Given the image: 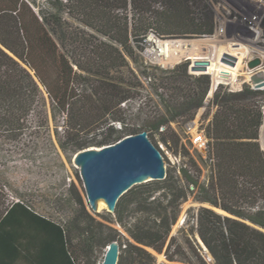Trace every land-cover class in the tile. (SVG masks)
<instances>
[{
  "label": "trees",
  "instance_id": "1",
  "mask_svg": "<svg viewBox=\"0 0 264 264\" xmlns=\"http://www.w3.org/2000/svg\"><path fill=\"white\" fill-rule=\"evenodd\" d=\"M50 2L56 11H37L30 0H0L3 131L23 128L45 94L60 115H66L58 139L64 149L76 152L145 132L160 152L158 133L166 146L181 147L187 160L168 167L163 179L134 184L112 212L95 213L104 220L88 211L74 184L68 200L76 207L65 223L34 212L24 202H12L0 211V264H14L18 250L24 251L20 236L32 237L33 244L48 238L55 244L57 264H93L96 252L106 250L112 241L119 245L117 264H264V150L258 141L264 93L248 87L215 91L217 109L205 127L207 152L213 158L205 181L200 179L201 165L180 143L170 122L193 119L209 104L210 57H191L168 70L145 66L142 73L150 79L156 98L145 96L135 110L127 105L144 86L127 58L140 55L133 42L149 28L166 37L213 34L215 21L208 4L204 0ZM128 10L130 15L123 13ZM190 194L208 204L196 209L191 232H197L210 260L197 242L185 238L187 251L170 235L180 205ZM154 252L171 262H157Z\"/></svg>",
  "mask_w": 264,
  "mask_h": 264
},
{
  "label": "rangeland",
  "instance_id": "2",
  "mask_svg": "<svg viewBox=\"0 0 264 264\" xmlns=\"http://www.w3.org/2000/svg\"><path fill=\"white\" fill-rule=\"evenodd\" d=\"M30 1L37 11L41 9L56 11L50 0ZM204 2L208 4L214 17V33L205 36L172 38L184 39L188 42L207 39L212 42L211 45H206V48L208 46L206 53L193 52L188 56V58L210 57L211 59L212 83L208 98L209 104L201 107L193 119H179L170 122L171 127L179 136L180 143L201 165L200 179L202 181H205L209 175L210 162L205 159L203 152L195 149L191 138L195 129H203L205 132V127L212 119L217 109V105L213 102L215 91L220 88L221 93L236 92L248 87L264 93V87L257 88L253 81L247 79V75L252 71L247 67L249 59L259 56L261 58L259 70H264V0H204ZM123 13L130 15L129 10ZM253 15H257V18L252 19ZM62 16L70 22L77 23L66 12H62ZM242 17H246V20ZM249 20L252 23H248ZM247 25L254 26V30L247 29L245 27ZM127 58L131 69L142 81H145L142 71L145 66L153 65L146 63L141 54L137 55L134 60ZM145 83L143 82L144 86L140 89L139 97L127 103L133 110L145 100V96L156 98L152 87ZM262 113L258 141L264 150V139L261 135L264 126V105ZM61 125L60 113L44 94L38 110L27 116L23 128L5 132L0 126L2 128L0 130V211L12 202L19 201L24 202L40 215L65 223L72 216L71 209L76 207L68 200L72 184L78 188L88 211L97 219L104 220L96 215V212L111 211L108 206L96 211L89 205L80 175V166L74 161L75 152L59 145ZM190 126H194V130ZM163 129L164 127L160 128V130ZM155 137L166 171L168 167H177L187 160L181 147L176 150L174 146H166L159 140L158 133ZM200 205L208 206L207 203L197 201L194 194H190L180 205V212L176 222L171 226L170 235L175 236L176 241L182 244L187 251L189 250L184 241L185 238L197 242L201 254L210 260V255L203 249L197 232H191V228L195 226V211ZM111 224L119 227L115 223ZM104 254L105 248L97 251L91 259L93 264H101ZM154 254L157 262H171L163 253L154 252ZM173 263L180 262L173 261Z\"/></svg>",
  "mask_w": 264,
  "mask_h": 264
},
{
  "label": "water",
  "instance_id": "3",
  "mask_svg": "<svg viewBox=\"0 0 264 264\" xmlns=\"http://www.w3.org/2000/svg\"><path fill=\"white\" fill-rule=\"evenodd\" d=\"M260 64L261 58L256 56L248 60L247 67L253 69ZM255 82L258 81L255 79ZM76 153V162L80 164V175L91 207L97 198L102 197L113 211L119 197L134 184L142 182V178L163 179L166 175L160 152L145 132L126 135L112 144L81 149L74 155ZM215 209L225 213L219 208ZM199 241L212 259L200 238ZM118 256L119 245L112 241L106 247L101 264H117Z\"/></svg>",
  "mask_w": 264,
  "mask_h": 264
},
{
  "label": "built area",
  "instance_id": "4",
  "mask_svg": "<svg viewBox=\"0 0 264 264\" xmlns=\"http://www.w3.org/2000/svg\"><path fill=\"white\" fill-rule=\"evenodd\" d=\"M255 18H257V15L252 16V19ZM242 19L246 20V17H242ZM258 19L260 20V17H258ZM248 23L252 22H250L249 20ZM245 27L251 31L254 30V26L247 25ZM183 40L184 39H175L172 37L162 36L152 28H149L141 36V38L138 41L133 42V44H138L137 51L139 52V54H141L146 63L157 66L160 69L168 70L174 68L176 64L184 61L185 59H188L189 54L193 53V50L191 48L183 49L181 47ZM205 49L206 51L204 52ZM207 50L208 46L207 48L198 50V52L206 53ZM144 80L145 81L142 82H146L145 84H149L150 79L145 77ZM65 120L66 115H61V126H63ZM191 142L194 145L195 149L205 154V159L209 160V162L213 161V158L209 157L207 152L208 142L203 129H195L191 138Z\"/></svg>",
  "mask_w": 264,
  "mask_h": 264
},
{
  "label": "crops",
  "instance_id": "5",
  "mask_svg": "<svg viewBox=\"0 0 264 264\" xmlns=\"http://www.w3.org/2000/svg\"><path fill=\"white\" fill-rule=\"evenodd\" d=\"M6 51L11 55H13L10 51L8 50ZM26 68L29 70L28 67ZM17 232H22V230L18 229ZM29 234L32 236L33 234H35V230L31 228L29 230ZM17 239L22 241L24 251L20 252L18 250L17 258L14 260V264H57L58 263V261L56 262L55 253L53 250V248H55V244L53 242L49 243L48 238L43 240L41 244L37 243V241L35 242V244H33L32 237L28 239V237L20 236ZM44 246H46L47 249L45 251L40 252L39 251L40 248Z\"/></svg>",
  "mask_w": 264,
  "mask_h": 264
},
{
  "label": "bare ground",
  "instance_id": "6",
  "mask_svg": "<svg viewBox=\"0 0 264 264\" xmlns=\"http://www.w3.org/2000/svg\"><path fill=\"white\" fill-rule=\"evenodd\" d=\"M212 42L208 41L207 39L203 40L201 39L200 41H193V42H188V41H182L181 47L183 49H187V48H191L193 50V52H198V50H201L203 48H206V45H211ZM206 51V49L204 50V52ZM260 65L255 67V69L253 68L252 71L249 72V74L247 75V79L253 81L254 85H258L257 88H262L264 87V70H259ZM255 79L258 82H255ZM237 84V83H236ZM192 130H194V126L191 127ZM262 139H264V126L262 127ZM78 156V153H76L74 155V161L76 162V157ZM77 165L80 166L79 163L76 162ZM147 177L142 178V180H146ZM107 202L104 198L99 197L97 198L93 205H92V209L98 211V210H102L105 209L107 207ZM182 218V217H181ZM181 221H183V218L181 219Z\"/></svg>",
  "mask_w": 264,
  "mask_h": 264
}]
</instances>
